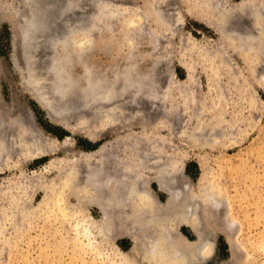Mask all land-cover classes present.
<instances>
[{
    "label": "rangeland",
    "instance_id": "1",
    "mask_svg": "<svg viewBox=\"0 0 264 264\" xmlns=\"http://www.w3.org/2000/svg\"><path fill=\"white\" fill-rule=\"evenodd\" d=\"M163 1L170 13L167 11L164 21L152 23L155 32L151 35L144 27L147 34L139 39L136 55L140 72L154 78L156 87L166 89V93L152 107L149 100L140 99V122H134V106L124 104L128 98H122L123 121L110 126L104 124L109 105L103 99L98 110L86 104L82 86L88 76L84 69L88 67L95 76L113 78L125 65L128 47L121 48L118 37L95 33L97 44L83 55L72 53L67 63L65 80L76 86L70 89L69 81H62L65 89L58 91L53 87L61 81L47 70L49 50L39 46L33 50L35 59H28L21 40L13 36V16L6 12L11 0H0V136L9 139V147L0 158V264H146L142 253L130 250L134 243L127 234L99 230L103 217L98 207L80 201L78 190L69 191L65 200L53 198L62 196L58 175L82 170L89 162L86 156L105 143L111 152L125 156L153 147L165 156L164 164L169 163L173 180L169 187L176 194L184 192L201 200L214 245L209 258L193 264H264V53L258 41L243 37L249 41L246 44L238 38L239 30H254L264 22V0H159ZM253 3L260 18L247 10ZM138 4L145 7L146 0ZM204 15L226 28L227 35L207 25ZM254 22L257 26L253 28ZM249 46L254 47L251 50ZM32 92L45 98L54 115L33 98ZM66 99L75 101H66V105L72 104L69 111L63 103ZM56 116L62 118L55 121L52 118ZM149 116L153 122L147 124ZM83 122L100 129L94 140L86 136L90 125ZM63 125L75 128L68 130ZM20 126L29 127L26 138L17 134ZM13 133L17 140L27 141L23 139L20 145ZM152 189L157 204L166 205L167 192L154 180ZM46 192H54L52 203L48 200L51 204L43 199ZM217 216L220 222H212ZM82 227L89 229L88 235ZM178 228L188 239L195 238L189 225L181 223ZM229 233L236 242L234 252Z\"/></svg>",
    "mask_w": 264,
    "mask_h": 264
},
{
    "label": "bare ground",
    "instance_id": "2",
    "mask_svg": "<svg viewBox=\"0 0 264 264\" xmlns=\"http://www.w3.org/2000/svg\"><path fill=\"white\" fill-rule=\"evenodd\" d=\"M138 1L139 0H11L9 10L6 9V12H9L10 15L13 16L12 30H14L15 32L13 36L15 38V35H17L18 39L21 40V45L23 47V50L27 53L28 59L33 56V50H35V48L37 50V47L39 48V46L49 50L50 54L46 55L50 57V60L48 59L49 66L47 67V70L52 71L54 75L58 76L56 77L57 81L58 80L61 81V83H57L55 81L57 87L55 85L53 87L54 89L59 88L58 91H60L61 88L65 89V84L62 83V81L68 80L69 84L67 86H69V88L71 86L74 87L75 83L72 80L69 79L65 80L66 78L65 74L68 73L67 63L70 61L72 53L75 54V52H77L80 56L83 55L84 52L87 51L86 53H88V51L92 49V47L96 43V38L94 36L95 33L98 32L100 33V35L103 36L109 35L111 38L118 37L119 40L118 45H120L121 48L124 46H127L129 48V50L127 48L128 51L127 59L126 61L124 60L125 65L123 64L124 66L122 67V69L119 70L118 74L115 75V77L113 78L111 77L106 78L102 75L95 76L91 74V71L88 69V67L84 69L86 72L85 74H87L88 76V81L86 82L84 87L82 86L83 88L82 95H85V98L88 99V102L87 103L85 102L87 99H84L85 101L83 100V102L84 104L86 103L88 105H92V108L97 109L99 107L98 104L101 105L100 102L105 101V104H107V106L109 105L108 106L109 108L108 107H107L108 109L106 108L107 112H105L106 114L103 115L105 117L107 116L106 122L104 124L111 126L115 124L119 125L121 124V121H123L125 111L123 112L121 107V104H123V101L121 103L122 98H128V100L124 99L125 100L124 104L130 103L131 105L134 106L133 107L134 111L132 112L134 113L133 114L134 122H140L141 121L140 119L141 117L139 115V106L141 105V104L139 105L140 99L149 100V103H151V107H152L154 102L155 101L157 102L158 99L160 101V99H162L164 97V94L166 93V89L164 91H160L159 90L160 87L159 88L156 87L157 82L154 81V78H151V76H148L145 73L143 74V70H141L142 72H140L139 58L137 56L138 54L136 55L138 47L136 46L139 44V39L143 37L144 33L147 32V31L144 32L145 31L144 27L148 28V31L151 35L152 32L153 33L155 32L151 29L152 23L155 20L161 22L165 20L167 11L169 9L168 3H164L163 1L162 4L161 2H159V0H146L145 7H141L142 5L140 6L138 4ZM254 4L255 3H253V5ZM253 5L252 6L250 5V7L248 6L249 8H247L246 6L247 10L251 13H249L248 11L247 12L251 15H253V13L255 15L257 14V17H259L260 14L255 13L256 11L254 12L256 7L254 5L255 8L253 9ZM248 13L247 15L249 16ZM261 15H264V12L261 13ZM228 17L229 16H227V18ZM203 18L204 20H206V24L214 27L219 34L223 36L227 35L226 34L227 30H225L226 28L224 29V27H221L219 22L212 23V20L208 19V17L205 15L203 16ZM253 20L254 19H252V21ZM224 21L225 20L222 21V24L224 23ZM168 23H166V25ZM256 26L257 24L254 22L253 28ZM246 27L248 28V26ZM243 29L246 30L245 27ZM249 29H247V31L244 33L240 32L241 30H239L238 31L239 33L238 32L237 33L238 35L241 34L240 37L237 35V33L235 35H237L238 38L240 39L242 37V39L246 41V44L249 42L248 40L255 41V43L256 41H258L257 45L260 47L262 53H264V22L262 24L260 23V25L254 28V30H249ZM234 31L236 30L232 29V32ZM157 37L158 34H156V39L159 38ZM243 37H247L246 39L248 40H246ZM231 41L233 40L231 39ZM245 41L243 42L245 43ZM252 44H254V42ZM247 47L248 45L245 48ZM251 47L253 48L254 46ZM251 47L250 49L252 50ZM245 48L243 47V49ZM56 49H58L59 52L56 51ZM253 50H258V49L254 48ZM138 51H140V49ZM249 54H254V51L253 53H249ZM259 55L261 56L260 53ZM82 57L83 56H81L80 58ZM54 89L53 92L55 91ZM64 91L63 94L65 93ZM77 91L79 90L76 89V92ZM56 92L55 94H58V92L57 93ZM32 95L33 98L45 110L50 111L49 112L50 115L51 114L54 115L53 112H51V107H50L51 105H49V103L45 100V98L43 99L38 93L37 94L33 93ZM76 97L77 96H75V98ZM68 99H66L65 102L63 103L65 105V109L69 111L71 109L70 107H72V104L71 105L65 104L68 102L67 101ZM72 101L74 100H71L70 102L72 103ZM70 102L68 103L70 104ZM53 104L55 105L56 102L54 103L53 101ZM84 104L83 106H85ZM105 104L104 106L106 107ZM54 105L53 107H55ZM88 105H86L85 107H88ZM80 107H82V105ZM133 108L131 107V109ZM57 109L59 110L60 107ZM57 109L55 108V110ZM61 111L63 112V110ZM54 112L57 113V111ZM71 114L65 113L64 115L68 116ZM61 116H56L55 118L52 119L58 121L60 120L59 118ZM85 119L86 118H84L83 120ZM104 120L102 121L104 122ZM67 121L65 120V122ZM151 122H153V118L152 116H149V119L146 123L149 124ZM81 125H82V121H81ZM85 125H90L89 126L90 130L86 131L85 133L86 136L89 139L94 140L100 129L96 128V126L93 123L90 124L86 123ZM63 126L68 130H74L75 128L66 125ZM0 127L2 126L0 125ZM3 127L6 126L3 125ZM9 127H10V123H9ZM26 128L27 127L24 126H22L21 128L20 126V130L16 131L18 132L17 134L19 136L25 137ZM3 130L5 129L3 128ZM13 132H15V130ZM17 134L15 133L14 135L13 133L14 138L21 145L20 141H23L24 138H22V140L20 141L19 139L21 138L17 140L16 137ZM5 135H7V133ZM133 135L137 138L139 137L138 134H133ZM8 140L9 139L5 141V136L4 137L3 135L0 136V158L2 152H4L5 149L9 147ZM120 141L121 139H118L119 143ZM107 144L109 143L99 145V147L93 150L90 155L86 156V160H89V162L87 163V165H85L82 168V170L75 172H67L63 176L58 175L59 181L57 187L58 189L59 188L62 189V193H61L62 196L60 198L56 196L55 198L53 197L54 192H52L51 195L50 193L48 194L46 192L43 198L44 201L47 202L48 200L50 201V199L52 201L53 198L56 200L59 199L60 201L65 200L66 194L69 191L75 193L78 190L79 194L77 193L76 194L80 201H88L98 207L100 211L99 213H101V216L103 217V221H101L102 224L100 223L101 227L99 230L103 231L106 234L107 233L127 234L129 237L132 238L134 243L132 249L130 250H132L134 253L136 252L142 253V257L146 261V264H193V262L196 260H204L209 258L212 254L213 245H214V241L212 237L213 231L209 225L210 222L208 223L207 220L205 219V215H206L205 211H203V208L200 207L201 200L196 195L191 196L190 194L188 195V193H184V192L181 195L176 194V191H174L169 187L170 183L173 180L171 177L169 163L166 162L164 164L163 159L165 156L163 157L162 154L157 153L153 147L149 148L147 151L145 150L144 147L143 149H141V151H137V152L133 151V154L131 153L132 155L125 156L116 152H111V150H108ZM13 145L14 144H12V147ZM36 149L38 150L37 147ZM20 150L22 149L20 148ZM0 160L2 161V159ZM59 169L61 170V168ZM153 180L157 182L159 188L167 192V194L169 195L167 204L164 206L157 204V199L152 189ZM54 191L56 192V190ZM207 196L208 199L213 198L210 195ZM157 210L163 211L165 213L163 214L162 213L160 214L159 212L157 213ZM220 220H221L220 217L217 216L214 218V220H212V222L214 221L218 223L220 222ZM181 223H185L191 227V229L195 234L194 239L192 240L188 239L179 230L178 227ZM83 229L86 230L87 233L85 234L88 235L89 229L87 227ZM104 233L102 234L104 235ZM6 238L8 237H5V239ZM228 242L230 244L231 250L234 252L236 242L234 240V236L232 235V233H229ZM1 253L3 254V252Z\"/></svg>",
    "mask_w": 264,
    "mask_h": 264
}]
</instances>
